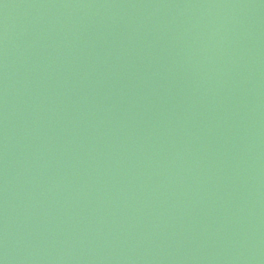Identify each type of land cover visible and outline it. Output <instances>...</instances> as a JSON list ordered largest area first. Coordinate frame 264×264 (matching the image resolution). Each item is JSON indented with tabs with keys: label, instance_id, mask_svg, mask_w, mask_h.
I'll use <instances>...</instances> for the list:
<instances>
[{
	"label": "water",
	"instance_id": "water-1",
	"mask_svg": "<svg viewBox=\"0 0 264 264\" xmlns=\"http://www.w3.org/2000/svg\"><path fill=\"white\" fill-rule=\"evenodd\" d=\"M0 264H264V0H0Z\"/></svg>",
	"mask_w": 264,
	"mask_h": 264
}]
</instances>
